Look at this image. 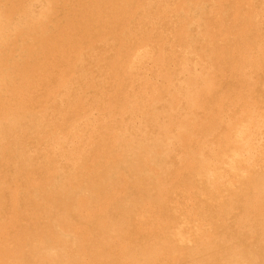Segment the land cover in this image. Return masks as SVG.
<instances>
[{"label": "bare ground", "instance_id": "obj_1", "mask_svg": "<svg viewBox=\"0 0 264 264\" xmlns=\"http://www.w3.org/2000/svg\"><path fill=\"white\" fill-rule=\"evenodd\" d=\"M0 264H264V0H0Z\"/></svg>", "mask_w": 264, "mask_h": 264}]
</instances>
